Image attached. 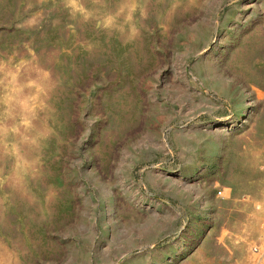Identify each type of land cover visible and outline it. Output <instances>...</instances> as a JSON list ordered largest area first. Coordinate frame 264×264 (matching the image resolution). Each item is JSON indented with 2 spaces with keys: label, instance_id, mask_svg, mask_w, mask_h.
I'll use <instances>...</instances> for the list:
<instances>
[{
  "label": "rangeland",
  "instance_id": "obj_1",
  "mask_svg": "<svg viewBox=\"0 0 264 264\" xmlns=\"http://www.w3.org/2000/svg\"><path fill=\"white\" fill-rule=\"evenodd\" d=\"M260 238L264 0H0V264H236Z\"/></svg>",
  "mask_w": 264,
  "mask_h": 264
},
{
  "label": "built area",
  "instance_id": "obj_2",
  "mask_svg": "<svg viewBox=\"0 0 264 264\" xmlns=\"http://www.w3.org/2000/svg\"><path fill=\"white\" fill-rule=\"evenodd\" d=\"M221 191L217 190L216 194L221 196ZM240 240H247L246 237L242 236ZM263 240L264 238L257 239V241ZM248 250L246 252L248 259L243 258L242 260H239L236 262V264H260L261 258L264 256V245L261 247L259 243H253L248 245ZM257 255L258 258H252L251 255Z\"/></svg>",
  "mask_w": 264,
  "mask_h": 264
}]
</instances>
